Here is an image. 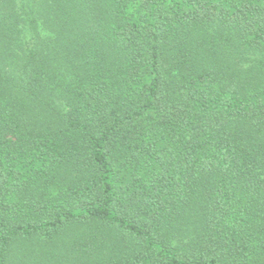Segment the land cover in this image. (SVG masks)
<instances>
[{
    "label": "trees",
    "instance_id": "trees-1",
    "mask_svg": "<svg viewBox=\"0 0 264 264\" xmlns=\"http://www.w3.org/2000/svg\"><path fill=\"white\" fill-rule=\"evenodd\" d=\"M0 264H264V0H0Z\"/></svg>",
    "mask_w": 264,
    "mask_h": 264
}]
</instances>
